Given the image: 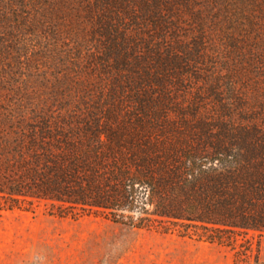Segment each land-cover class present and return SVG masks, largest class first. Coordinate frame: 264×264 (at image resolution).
Segmentation results:
<instances>
[{"label": "trees", "instance_id": "1", "mask_svg": "<svg viewBox=\"0 0 264 264\" xmlns=\"http://www.w3.org/2000/svg\"><path fill=\"white\" fill-rule=\"evenodd\" d=\"M34 202L257 264L264 0H0V209Z\"/></svg>", "mask_w": 264, "mask_h": 264}, {"label": "rangeland", "instance_id": "2", "mask_svg": "<svg viewBox=\"0 0 264 264\" xmlns=\"http://www.w3.org/2000/svg\"><path fill=\"white\" fill-rule=\"evenodd\" d=\"M249 234L251 261L258 247L264 264V232ZM243 241L221 245L93 214L59 216L44 202L0 209V264H233Z\"/></svg>", "mask_w": 264, "mask_h": 264}]
</instances>
